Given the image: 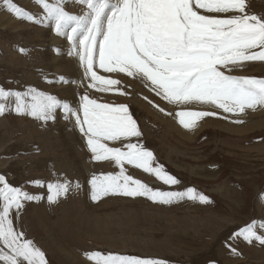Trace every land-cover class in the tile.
I'll return each instance as SVG.
<instances>
[{
  "label": "rangeland",
  "instance_id": "rangeland-1",
  "mask_svg": "<svg viewBox=\"0 0 264 264\" xmlns=\"http://www.w3.org/2000/svg\"><path fill=\"white\" fill-rule=\"evenodd\" d=\"M13 2L37 19L44 16L40 8L32 9L34 0ZM246 3L250 14L264 18V0ZM65 6L73 13L82 8L75 0H65ZM71 44L55 34L50 22L37 24L15 18L0 0V87L17 91L35 87L77 110L83 94L98 103L127 105L142 132L131 142L152 151L154 164L163 165L181 183L170 189L128 164L124 165L126 174L154 189L194 188L211 203L185 199L160 205L144 197L111 195L94 202L88 181L93 174H118L115 163L94 161L75 119L67 118L61 110L56 111L54 121L44 122L17 115L13 109L0 116V175L22 191L44 197L22 201L24 206L14 219L16 229L35 242L48 264H95L85 256L90 252L161 259L166 264H264V245L248 244L234 236L253 220L258 224L264 221V127L246 131L264 121V109L246 110L239 117L243 124L205 117L193 130L185 129L175 116L177 111L230 114L211 105L168 104L139 79L106 73L97 62V74L119 79L121 84L115 87L128 94L99 92L88 87L91 78L85 76L80 58L75 60L72 55L77 50ZM20 49H26V54ZM227 74L264 79V61L246 62ZM149 100L171 115L160 112ZM228 124L245 132L228 133L223 129ZM127 142L105 141L110 147H122ZM61 177L78 181L81 187L54 204L46 199V184L38 187L31 183ZM229 245L237 249V254Z\"/></svg>",
  "mask_w": 264,
  "mask_h": 264
},
{
  "label": "snow or ice",
  "instance_id": "snow-or-ice-1",
  "mask_svg": "<svg viewBox=\"0 0 264 264\" xmlns=\"http://www.w3.org/2000/svg\"><path fill=\"white\" fill-rule=\"evenodd\" d=\"M2 2L15 18L37 24L50 22L56 35L72 42L85 66V76L91 78L90 88L128 94L115 87L121 84L119 79L97 74L94 69L98 62L99 68L106 73L124 74L144 82L145 87L168 104L211 105L230 114L177 111L175 116L185 129L193 130L205 117L243 124L245 121L239 117L246 114V110L264 109V79L227 74L246 62L264 61V18L250 14L246 0H75L82 6L79 13L66 10L65 0H36L44 13L41 19L13 0ZM229 13L231 15H212ZM20 52L26 54L27 50L20 49ZM60 79L63 82L64 78ZM80 99L77 110L35 87L24 91L0 87V116L14 109L17 115L47 122L55 120L59 109L67 118H74L86 138L92 159L112 161L119 168L118 174L92 175L88 184L94 202L111 195L144 197L160 205L185 199L211 203L205 194L194 188L154 189L126 174L124 165L128 164L154 176L170 189L181 183L163 165L154 164L152 151L131 142V138L140 137L142 132L127 105L98 103L87 94ZM148 103L165 115H171L153 101ZM105 141L128 142L122 147H110ZM31 183L38 187L46 184L49 204L81 187L78 181L74 183L64 177L52 182L35 180ZM43 198L22 191L0 175V261L48 264L45 253L14 224L24 206L22 201ZM234 236L248 244L264 245V221L258 224L253 220ZM229 248L237 254V249L231 245ZM85 256L95 264H166L161 259L100 252L85 253Z\"/></svg>",
  "mask_w": 264,
  "mask_h": 264
},
{
  "label": "bare ground",
  "instance_id": "bare-ground-1",
  "mask_svg": "<svg viewBox=\"0 0 264 264\" xmlns=\"http://www.w3.org/2000/svg\"><path fill=\"white\" fill-rule=\"evenodd\" d=\"M35 2L33 3L34 4V8L32 7V9L34 10H38L40 7L36 4V0H34ZM28 5V4H27ZM72 5V4H71ZM73 7V6H72ZM80 8V7H79ZM72 10V9H71ZM78 10H80V9H78ZM40 11H42V9L40 8ZM6 16V15H5ZM10 23V22H9ZM11 26V25H10ZM16 29V28H15ZM20 29V28H19ZM56 41V40H55ZM71 43V42H70ZM73 44V43H72ZM71 44V45H72ZM72 55L75 57V60H78V58H80L79 56H78V54L76 53V51L75 52H73L72 53ZM76 63H77V61H76ZM82 67V66H81ZM201 125V124H200ZM261 127H264V121H260V122H258V123H254L253 125H252V127H250V128H248L246 131H252V130H254L255 128H261ZM223 129L226 131V132H228V133H233V134H243V132H245V131H242V130H240V129H234L231 125H229L228 124V126L226 127V126H223Z\"/></svg>",
  "mask_w": 264,
  "mask_h": 264
}]
</instances>
